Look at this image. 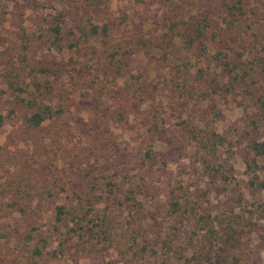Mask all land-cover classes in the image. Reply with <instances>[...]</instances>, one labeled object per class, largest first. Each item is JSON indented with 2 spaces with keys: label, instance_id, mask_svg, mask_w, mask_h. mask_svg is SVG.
<instances>
[{
  "label": "rangeland",
  "instance_id": "obj_1",
  "mask_svg": "<svg viewBox=\"0 0 264 264\" xmlns=\"http://www.w3.org/2000/svg\"><path fill=\"white\" fill-rule=\"evenodd\" d=\"M249 4L240 32L219 12L206 50L176 37L178 56L166 59L152 49L169 40L159 0H0V264H178L176 249L198 257L202 246L214 248L205 264H264V154L250 147L264 142V0ZM55 17L67 19L61 40ZM74 18L108 24L109 37L78 42ZM126 37L134 46L122 74L101 73ZM232 59L243 77L229 81ZM43 107L62 112L31 126ZM149 151L158 163L140 173ZM103 176L140 185L141 205L111 208V240L87 229L67 239L57 206ZM186 195L191 217L172 207Z\"/></svg>",
  "mask_w": 264,
  "mask_h": 264
},
{
  "label": "trees",
  "instance_id": "obj_2",
  "mask_svg": "<svg viewBox=\"0 0 264 264\" xmlns=\"http://www.w3.org/2000/svg\"><path fill=\"white\" fill-rule=\"evenodd\" d=\"M147 0H144L146 2ZM159 2L164 7L162 14L163 22L165 23L164 35L168 36L169 40L159 39L156 37L155 40H152V49H158L162 51V55L168 57L172 55L174 57L178 56L177 45L174 43L176 37H180L183 46L187 50H206L210 43L216 40L220 35L218 25L220 22H214L215 15L219 12H223L228 17L227 27L230 29H237V32L242 30L243 20H246V15L249 9V0H159ZM215 3L217 4L215 7ZM188 17V20H185V17ZM214 16V18H213ZM67 19L55 17L51 23V32L55 37V40L63 39L64 27L66 26ZM73 31L79 34L77 38L78 42L83 39L85 41L93 38L109 37L110 26L108 24L100 25L96 22H90L86 18H74L73 19ZM216 43L218 47H223V38ZM76 39V38H75ZM72 40L73 41H75ZM125 38V43L120 47V49L125 50H115V52L109 54L110 58L107 59L109 65L102 66L103 71L101 73L108 74L110 71L113 73L111 75H121L125 69L124 62H126V57L128 56L127 48H133V42ZM229 42V40H227ZM226 41V42H227ZM72 44V43H71ZM77 45V42H74ZM241 55V53L239 54ZM164 58V59H165ZM168 59V58H166ZM235 60H226L223 63V76L228 78L229 81L233 79H238L243 77L240 73H234V69L239 67L238 63L234 62ZM260 62L264 64V58L260 59ZM245 73V72H244ZM186 74L182 78L186 79ZM181 78V79H182ZM180 79V78H179ZM233 86V83L229 84ZM125 107V106H124ZM124 107L121 109L124 110ZM52 109V108H51ZM50 108H41L40 111L33 112L28 118L27 121L33 127L40 126L47 118L52 117L55 113L62 112L61 109L51 110ZM53 111V113H52ZM4 122V116L0 115V126ZM155 122V121H154ZM251 149L255 152L256 157L264 154V142H258L253 140L250 143ZM147 157V158H146ZM256 157L253 158V161H256ZM158 158L155 157L153 151L146 153V156L142 158V162L147 166H141L139 168L140 173H144L148 170L149 165H154L158 163ZM106 178V179H105ZM89 185L86 189L85 195H80L78 197V202L71 204H63L57 206L54 213V221L60 227H65L66 229V238L68 236L73 237L74 239H81L84 234L82 230L87 229L86 234L91 237L100 238L103 241L111 240L115 233H113L114 224L118 216L113 212L111 208L118 205H123L126 202L130 201L134 207L141 205L139 200L137 190L139 186H135L136 182L132 184V187L128 190H124L123 186L117 181L108 179L107 177H90L87 182ZM99 189L101 197L94 195L93 190ZM191 199L190 195L184 196V198H179L172 203L174 211L183 210L186 217L194 216L196 213L195 210L189 204ZM102 200L106 205L111 209L110 212L105 211L101 215H96L95 205L99 204V201ZM97 212V211H96ZM202 216V214H201ZM32 239L31 236H29ZM167 242V241H166ZM168 243H171L168 241ZM172 244V243H171ZM170 245V244H164ZM171 249V248H170ZM213 247H210L205 250V247L202 246L199 250V255L194 257L186 256L182 250L179 254L182 255V258L178 260V264H205L213 263L211 253H213ZM147 251V250H146ZM172 251V250H171ZM36 252L38 254L42 253V249L37 248ZM169 253V252H168ZM185 255V256H184ZM168 257H170L168 255ZM167 258L164 259L166 261ZM228 258L223 259L218 258L216 264H228Z\"/></svg>",
  "mask_w": 264,
  "mask_h": 264
}]
</instances>
